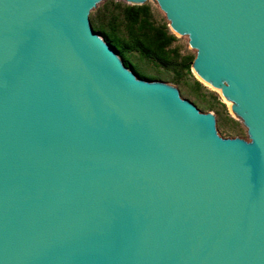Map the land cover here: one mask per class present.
<instances>
[{"label":"water","instance_id":"water-1","mask_svg":"<svg viewBox=\"0 0 264 264\" xmlns=\"http://www.w3.org/2000/svg\"><path fill=\"white\" fill-rule=\"evenodd\" d=\"M104 2L0 0V264H264V0H152L248 141L126 68Z\"/></svg>","mask_w":264,"mask_h":264},{"label":"rangeland","instance_id":"rangeland-1","mask_svg":"<svg viewBox=\"0 0 264 264\" xmlns=\"http://www.w3.org/2000/svg\"><path fill=\"white\" fill-rule=\"evenodd\" d=\"M143 5L151 8V24L154 27L159 29L165 26L168 28V22L162 11L152 0L145 2ZM143 5H131L125 0H118L117 3L115 0H105L101 6L92 11L90 15L91 25L92 27L103 25L106 29L116 27V33L121 38L128 39L129 31L127 30V21L123 10L127 6ZM168 33L173 35L176 40L167 48L169 62L166 65L144 56L139 51L127 53L126 59L138 71L147 77H152L153 81L176 86L181 97L194 104L202 113L209 114V112H213L216 115L217 132L222 138L236 139L238 137L248 141V136H246L241 122L234 120L230 116L225 103L220 101L215 93L205 88L192 74L191 65L197 57V51L195 49L188 50V39L186 37L177 38L169 28ZM100 37L103 38L101 35ZM197 82L202 85V88L197 87Z\"/></svg>","mask_w":264,"mask_h":264},{"label":"trees","instance_id":"trees-1","mask_svg":"<svg viewBox=\"0 0 264 264\" xmlns=\"http://www.w3.org/2000/svg\"><path fill=\"white\" fill-rule=\"evenodd\" d=\"M127 21L128 39L121 38L114 28L106 29L103 25H94V30L98 32L114 51L123 59L126 68L134 72L136 76L143 80L154 79L147 77L137 70V68L126 59V54L132 51H139L144 56L159 61L166 65L169 62L167 48L176 40L168 33V28H156L151 24V8L149 6H127L123 10ZM197 87L202 85L197 82Z\"/></svg>","mask_w":264,"mask_h":264}]
</instances>
